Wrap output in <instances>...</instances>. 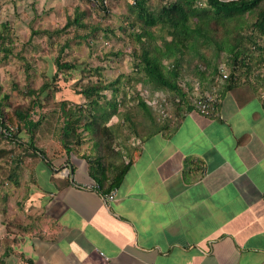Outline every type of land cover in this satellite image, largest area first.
Wrapping results in <instances>:
<instances>
[{"label":"crops","instance_id":"0c3cea01","mask_svg":"<svg viewBox=\"0 0 264 264\" xmlns=\"http://www.w3.org/2000/svg\"><path fill=\"white\" fill-rule=\"evenodd\" d=\"M245 86L153 132L118 110L70 153L59 114L51 166L29 156L24 208L0 213V264H264V101Z\"/></svg>","mask_w":264,"mask_h":264},{"label":"rangeland","instance_id":"374dc122","mask_svg":"<svg viewBox=\"0 0 264 264\" xmlns=\"http://www.w3.org/2000/svg\"><path fill=\"white\" fill-rule=\"evenodd\" d=\"M131 1L111 0V13L105 14L98 9L95 2L86 0H0V29L3 23H9L11 29L5 32L4 37L7 41L3 44L7 49L12 50L11 55L3 59L4 54L0 49V103L4 104L8 126H11L13 134H17L19 140L14 144L0 134V213L11 210L16 215V211L24 208L21 200L28 199L27 190H25L28 183L25 179L28 166L31 165V159L28 156L30 151H27V144L31 137L27 134L24 123H19L15 117H12V110L16 107L26 110L33 106V103H37V94H31V91L37 92L43 84L49 83V87L41 95V99L39 98L40 105L35 104V112L31 116L32 121L40 122L32 129L35 144L39 148L40 145H47L52 141V136L47 132H50L55 125H60L55 120H51V117L54 118L55 111L62 114L60 106L62 103H67V109H72L74 113L79 112V106L84 112H90L92 109L94 116L103 111L100 107H111L104 103L106 99H101L99 106L92 108L89 104L90 100L84 95L85 88L90 83L118 81L114 86L117 90L114 96L118 105L117 109L123 114L132 115L139 111L143 115L142 110L137 107L138 102L144 100L146 103L145 99L155 101L152 106L146 104L152 111L155 125H160L171 121L177 112H182L188 105H192L201 93L218 90L226 82L217 77L214 82L209 80L201 83L199 71H207L208 74L213 72L216 46L203 49L201 52L206 56L207 63H210V66H207V63L197 55L200 51L197 45V51H188L182 59L181 72L177 79L178 86L186 92L187 99H182L175 92L168 90H155L154 84L147 81L145 74L137 71L135 64L137 61L133 57L134 51L140 53L141 44L132 33H139L141 22L136 20L135 15H132L130 19L134 23L133 26L123 19V15L130 13L128 6ZM170 1L172 0H155L154 4L162 5ZM202 5L205 6L204 2ZM77 7L85 11L83 18L85 23H101L109 31L98 32L87 41H76L74 37L77 31L85 33V30L75 25L69 28L65 26L68 18L74 17ZM262 10L264 6L256 14L247 13L242 18V21L246 19L249 27L244 24V29L239 30L240 45L245 52L243 56L250 59L251 69L245 70V66L241 64L242 60L238 59V68L235 70L238 82L249 87V90L258 98L261 96L262 81L258 78L257 65L261 59H264V34L252 24L260 20L258 14ZM232 25L233 22L228 27ZM121 26L124 30L118 29ZM33 30L40 34L32 37ZM152 30L156 35L170 39L167 31L160 30V25ZM54 31L59 33L50 35V32ZM218 31V36L223 38L224 29L219 27ZM157 44L162 46V41L157 40ZM225 44L232 45L230 42ZM225 44L222 45L223 48L226 47ZM65 45L67 49L61 61L76 64L78 69L60 72L58 79L53 81L57 71L56 58ZM229 55L228 51L221 52L217 66L227 68L230 74L232 66L226 62ZM163 65L169 69L171 61L163 60ZM197 87L198 90H196ZM103 94L110 97L113 93L108 90ZM7 95L10 98L5 102L3 99ZM10 116L12 122L9 120ZM40 117L43 119L39 120ZM146 120L149 121V118L146 117ZM137 121L141 131H149V127L154 125L144 124V120L140 118ZM63 122L62 120V126ZM128 128L130 129L131 126L128 125ZM97 137L93 135L92 139ZM55 139L60 142V136ZM28 194L30 195L29 192ZM24 203L27 204V201Z\"/></svg>","mask_w":264,"mask_h":264},{"label":"trees","instance_id":"16d2710c","mask_svg":"<svg viewBox=\"0 0 264 264\" xmlns=\"http://www.w3.org/2000/svg\"><path fill=\"white\" fill-rule=\"evenodd\" d=\"M90 2H95L98 6V9L105 14L111 13V0H86ZM155 0H132L128 6L130 13L123 15V19L128 24L134 25L130 21L131 16L135 15L136 20L141 22L139 26V33H132L141 44L140 53L134 51L133 57L137 61V71L144 73L147 81L154 84L155 90H168L175 92L176 95L180 96L182 99H187L186 92H184L177 83V79L180 76V66L182 59L188 51H197V45L199 50L197 55L201 58L202 61L206 62L205 55H202L203 49H209L212 46H216V52L213 57L214 65L213 72L208 74L207 71H199L198 75L200 76L201 83L205 81L214 82L218 77V66L217 62L221 56V52L228 51L230 53L226 62L228 65L232 66L230 76L224 83V85L218 89L219 94H222L223 90L238 88L241 83L238 82V77H236L235 70L238 68V59L242 60V63L245 66V70L251 69L249 66L250 59H247L243 56L245 53L243 48L240 45L241 32L239 30L244 29V24L247 25L246 19L242 21V18L247 14L254 15L258 10L264 6V0H172L169 3L162 5H155ZM205 6H203V2ZM202 5V6H200ZM85 11H82L80 7H77L75 15L73 18L69 17L66 23L65 28L72 27L73 25L83 28L85 33H80L77 31L74 39L76 41L88 40L90 37H93L98 32H108L109 30L104 28L101 23H85L83 21ZM260 20L252 25L264 34V10L259 14ZM233 22L231 27L230 23ZM160 25V30L167 31L170 39H167L165 36L156 35L155 31L152 30L154 27ZM2 28L0 29V49L3 51V59H7L11 53V49H7L3 43L7 41V38L4 37L5 32L10 31L9 23H3ZM222 27L225 32L223 38L218 36V28ZM119 30H124V27H118ZM49 33V32H48ZM59 33V31L50 32V35ZM113 33V32H112ZM233 35H230L232 34ZM37 34H40L38 31L33 30L31 36L34 37ZM162 41V46L157 44V40ZM232 43L227 46L225 43ZM225 44L226 47L223 48L222 45ZM67 45L59 51L58 57L56 58L57 71L53 77V81H56L59 77L60 72H65L67 70H76L78 66L76 64H71L67 62H62V55L67 49ZM242 57V59H241ZM244 57V58H243ZM163 60L171 61V66L169 69L163 65ZM245 60V61H243ZM264 64V59L260 61L257 65V71L259 67ZM207 66H210V63H207ZM210 78V79H209ZM260 81H262V86L264 84V78L258 75ZM216 79V80H215ZM118 82V81H117ZM113 82H102L99 81L96 83H90L85 88L84 95L87 99L90 100L92 108L99 106V100L103 99L105 104L111 105V107H100L101 111L98 115H93V111H83L82 107L79 106V112L74 113L72 109H67V103H62V120L63 126L61 130V144L62 148L67 150L70 153V146L80 144V136L78 129L83 127V131H93L96 133V130L101 128V122L103 117H110L113 113L117 112V102L114 95L117 94V90L114 88L115 84ZM261 86V87H262ZM49 87V83H45L41 88L36 91H31V94H37V103L30 106L28 109H23L21 107H16L12 110V117H15L19 123H24L25 130L27 134L30 135L31 140L27 144V151L29 155L34 157H40L49 167L51 166V161L48 158V155L44 150L37 147L35 144V135L32 131L33 128L37 127L39 123L32 121L31 116L35 112V104L40 105L41 95L46 92ZM257 87V86H256ZM204 89V88H203ZM249 89V88H248ZM112 91V95L108 97L103 94L104 91ZM257 90V89H256ZM190 89L188 90V93ZM204 93V92H203ZM83 94V90H82ZM97 97H95L96 95ZM100 99H99V98ZM10 96H5L4 101H8ZM40 98V99H39ZM102 100V101H103ZM103 104V103H102ZM94 107V108H95ZM137 107L142 110L144 113L139 111L134 114H125L124 121L125 123L135 128V130H140L138 125V118L147 122L146 117L149 118L150 124L149 131H157L161 129L160 125H155L154 119L152 117V111L150 107L141 100L138 102ZM105 109V110H104ZM107 109H111L108 111ZM188 110L194 109L193 106L188 105ZM78 114V115H77ZM59 112H54L51 120L59 121L58 119ZM12 117H9L10 122H12ZM209 117V116H206ZM7 113H5L4 104L0 103V134L3 137L9 139L12 143L16 144L19 140L17 139V134H13L11 137H8L3 133V130H10L7 124ZM43 118L40 117L39 120ZM148 121V122H149ZM170 121L162 123L163 127H168ZM153 126V128H152ZM22 131V130H21ZM99 131V130H98ZM143 131V130H142ZM99 133V132H98ZM100 136V133L97 134ZM20 147L22 145H19ZM22 155V154H21ZM20 156V155H19ZM20 160V159H19ZM21 160H23L21 158ZM20 162V161H19ZM98 162V161H97ZM95 163V162H94ZM93 163V167L95 166ZM100 163V162H99ZM96 170V169H94ZM117 182V181H116ZM115 182V184H116ZM114 184V186H115Z\"/></svg>","mask_w":264,"mask_h":264},{"label":"built area","instance_id":"2783aa9c","mask_svg":"<svg viewBox=\"0 0 264 264\" xmlns=\"http://www.w3.org/2000/svg\"><path fill=\"white\" fill-rule=\"evenodd\" d=\"M224 66V65H223ZM227 68L225 67H219L218 68V78L222 79L223 81L227 80L230 76ZM258 74L264 78V64L259 67ZM261 96L260 99L264 101V84L261 87ZM199 88L197 87L196 90ZM146 103L150 106L152 104H155L151 102L149 99H145ZM221 103V96L218 92V90L214 89L213 91H207L206 93H201L199 96L196 97V99L193 101V104L191 106L194 107V110L199 112L200 114L204 116L214 117L217 115L219 105ZM10 130H3V133H5L6 136L11 137L12 136V128L9 126Z\"/></svg>","mask_w":264,"mask_h":264}]
</instances>
